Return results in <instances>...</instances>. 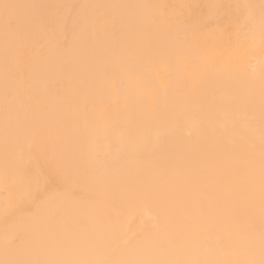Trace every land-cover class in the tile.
<instances>
[{
	"label": "bare ground",
	"instance_id": "1",
	"mask_svg": "<svg viewBox=\"0 0 264 264\" xmlns=\"http://www.w3.org/2000/svg\"><path fill=\"white\" fill-rule=\"evenodd\" d=\"M0 264H264V0H0Z\"/></svg>",
	"mask_w": 264,
	"mask_h": 264
}]
</instances>
